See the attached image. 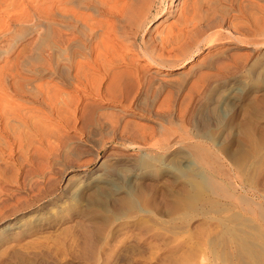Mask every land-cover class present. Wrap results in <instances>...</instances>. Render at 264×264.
Instances as JSON below:
<instances>
[{
    "label": "rangeland",
    "instance_id": "374dc122",
    "mask_svg": "<svg viewBox=\"0 0 264 264\" xmlns=\"http://www.w3.org/2000/svg\"><path fill=\"white\" fill-rule=\"evenodd\" d=\"M169 1H156L153 15L155 16L159 9L161 12L157 17L151 16L149 22L146 21L149 27L147 31L143 28L139 30L138 44H141L143 38H156L160 32L178 23L187 6L207 7L209 4L219 3L220 0H177L174 13H170V17L165 21ZM223 8L220 5L217 10L218 18H225V22L219 19L221 27H218V31L222 33V41L216 42L210 49L203 46V53H198L193 61L180 69L151 67L137 50L130 48L133 50L130 52L128 48L129 52L126 51L135 61V65L145 69L148 78L156 76V80L164 79L173 83L166 82V89L154 106L151 103L153 97L150 96V101H145V108L133 106L132 110L126 112L123 121L121 120V124L124 121L134 122L140 129L153 128L156 132L155 138L149 141L147 147L151 146L149 149L153 150L140 151L133 143L115 142L113 137L117 132L114 134L115 130L109 126L107 118L110 119L119 110L108 109V106L95 108V112L88 109L89 106L86 109H83L84 106L80 107L81 111L76 116L70 115L73 126L70 130L57 119L49 121L51 131L55 126L56 129L53 130L63 133L60 135L64 136L63 142L66 145L48 130L46 140H38L37 143H42H36L35 147L38 148H32L34 151L31 150V157H27L31 158L27 161L29 164L26 162L20 175L16 177L18 167L11 165L7 173L8 178L0 181V188L2 186L1 189L5 192L1 193L5 197L1 196L11 200L10 206H17L24 200L31 203L36 201L35 209L10 217L14 219L10 220V223L20 221L19 225L23 227V231L11 235L5 229L10 223L0 225L1 263L6 251L10 248L18 249L20 245L25 249L19 248L25 252L31 248L33 251L45 253L48 256L45 260L48 264H106L114 258L115 252L126 246L127 253L123 255L125 258L120 257L121 259H117L113 264H264V43L261 44L263 46L253 43L255 38L264 39V36L259 38L260 34L264 33V13L249 9L232 11L227 7ZM214 13L211 12L210 16ZM105 17L102 19L108 18ZM0 19L6 25L7 17ZM108 19L107 22H115L113 18ZM7 27L14 29L13 25ZM237 29L246 35L244 42H240L231 34ZM130 34L127 33V36L133 41V31V35ZM9 40L8 37L4 44L8 45ZM117 43L118 47H122L120 42ZM2 49L5 50L6 47ZM136 51L137 53H134ZM220 51H227V64H234L237 59L243 63V67L246 65L244 69L242 67L243 74L240 69L241 75H236L233 86L232 82L218 83L210 95L207 94L201 99L202 95L198 96L196 91L189 92L192 90L190 86L197 80L199 73L210 74L212 71L211 74L221 75L205 65L208 57ZM239 57L244 59L246 64ZM13 58L12 55L4 58V62L0 60V68ZM254 62L255 65L251 68L250 64ZM184 74L190 76L180 92V89L177 90L173 85L177 77L180 78V75ZM237 89L242 90V93L238 92L235 99L234 90ZM169 95L174 96L171 98L173 100H170V104L164 103L165 99L171 97ZM208 96H212L210 102L206 100ZM205 120L210 121V124L201 131L200 125ZM171 123L174 124L173 127ZM168 128L175 130L172 131L173 139H176L183 149L172 155L162 154L156 147H152L153 143H157V146L165 144L166 133H161L165 129L167 132ZM57 131L54 133L57 134ZM57 137L59 139H56ZM77 147L81 150L76 152ZM190 147H201L207 151L195 153L188 149ZM112 152H116L118 157L133 160L134 168L120 163L123 167H116L118 175H114L117 177L112 182L114 187L111 184V187L107 184L98 186L93 181L94 174L101 159ZM19 157L16 156L12 161L15 162ZM41 164L44 167L40 170L37 165L42 167ZM73 169L76 174L74 181L68 187V194L59 200L62 179ZM83 171L87 173L85 179H82L80 174ZM135 173L139 174L138 177L134 176ZM127 179L131 182H126ZM115 185L121 193L116 192ZM107 187H113L115 190H107ZM14 195H17V198ZM41 205H44V208ZM38 208L40 211L35 213ZM6 245L10 247L8 250ZM40 247L47 250L42 248V252ZM26 260L23 264H29L30 259L26 257ZM45 261H40V264H46ZM13 264L22 263L20 261Z\"/></svg>",
    "mask_w": 264,
    "mask_h": 264
},
{
    "label": "bare ground",
    "instance_id": "6f19581e",
    "mask_svg": "<svg viewBox=\"0 0 264 264\" xmlns=\"http://www.w3.org/2000/svg\"><path fill=\"white\" fill-rule=\"evenodd\" d=\"M156 1L157 0H0V18L6 16L8 19L7 22H5L6 25H4V21L0 19V60H5L4 58L7 56H14L10 62H6V65L4 64L5 66L0 68V181L7 177L8 170L11 169L12 166L18 167L16 171V177L20 175V171H22V168L28 163V159L30 161L31 158L27 157L31 155V150L37 147H35L37 141H43L48 134V130L50 133L51 127L48 124L51 119H57V121L65 125V128L70 130L73 127L71 126L72 119L70 118V115L76 116L81 111L80 107L83 108V106V109H86L89 106L88 109H93L94 112L95 108L98 109L106 106L109 107L108 109H118V113L113 114L110 119L107 118L110 123L109 126H111L112 130H115L114 134L117 132L115 137H113L114 141L118 143H133L134 145H137L140 151L153 150L152 148L149 149L151 146L147 148L149 141H152L155 138L156 132L153 130V128L140 129L134 124V122L124 121L121 124V120L123 121V119L126 117V112L131 109V107H144L146 104L145 101L148 100L150 96L153 97L151 103L152 106H154V104L158 102L157 100L159 99L160 95L166 89V82H170L169 84L173 83L167 80L164 81V79L156 80V76V79L155 77L153 78L150 76V78H148V74L145 72V69L142 68V66L139 67L138 65H135V61L128 56L129 53L126 51L130 50V52H132L134 49L137 50L145 59L146 63L151 67L165 68L168 70H172L174 68L180 69L184 65L193 61L194 57L198 55V53H203V46L207 47V49H210L216 42L222 41V33L221 31H218V27L221 25L219 23V19L222 18H218L217 14V10L220 5L221 8H223L222 6L224 5L232 11H243V9H249L251 11H259L264 13V0H220L219 3L216 2L215 5L209 4L207 7L197 6L196 8H192L191 6H187L185 10H183L178 23L160 32L156 38L149 37L148 40L143 38L141 44H138L139 30L143 28V30L147 31V28L149 27L146 21L149 22L151 16L157 17L161 12L159 9L155 16L153 15V8H155V4L157 3ZM176 2L177 0L169 1L167 13L164 17L165 21L168 19V17H170V13H174ZM211 12H215L212 17L210 16ZM105 16L115 19V22L113 23L114 20L112 22L110 21V24V22L106 21L108 18ZM103 17H105L106 20H103ZM224 19L225 18L223 17L221 22L224 21ZM109 20L110 19H108V21ZM8 25H13L14 29L10 30L9 27H7ZM132 31L134 34L133 41L127 36V33L132 34ZM239 31L241 30L237 29L236 31H232L231 34L240 42H244L247 37L244 33ZM262 36H264V33L260 34L259 38ZM8 37L10 40L8 42L9 44L7 45L4 44V41H6ZM256 39L257 38L253 39V43L257 45L264 43V39ZM117 42H120L122 47H118L116 45ZM3 45L6 47L5 50L2 49L4 48ZM137 51L134 53H137ZM213 54L212 56L208 57L206 64H204L206 65V68L214 70V73L217 71L221 73V75L216 73L211 74L212 71L210 74H203V72L199 73L198 78H196L197 80L193 81L194 83L192 82L193 84L190 86V89L192 90H189V92L196 91L198 96L202 95L201 99H203V96H206L207 94L210 95L214 88L218 86V83L222 82L226 84L228 82H232L233 86V82L237 78L236 75H239L238 73L241 71L243 74V69L246 66V63L243 61L244 59H241L240 57L239 59L245 63L244 67L243 63L237 59L235 60L236 62L234 61V64H227L229 63L227 61V63L225 62V60H229L227 51H220V53ZM261 54H263V52ZM253 60H255V58ZM254 65L255 62L250 64V67H253ZM240 69L242 70L240 71ZM185 76L186 75L184 74V76L180 75V78L177 77L178 80L176 79L177 82L175 80V85H173L177 88V90L180 89V92L182 91L181 88L183 89L184 85L188 82L187 79L189 78L190 74L187 75L188 77L186 76L187 78ZM68 90H70V92ZM237 90H234L235 99L238 92L239 94L242 93V90ZM177 93L174 94L177 95ZM169 96L171 97H167L168 99H165L164 103H171L170 100H173L171 98L174 96ZM210 97L212 98V96L206 97V100H209V102ZM191 98L194 99L192 96ZM148 101H150V99ZM231 102L234 103V101ZM36 105H40V107L38 106L39 108H37ZM230 105H232V103ZM150 106L151 105H149V107ZM84 121L85 120H83V122ZM101 121H103V119ZM209 124L210 121L205 120L204 123H201L200 130L202 131L206 129ZM173 125L174 124L171 126L173 127ZM53 128L56 129L55 126ZM53 128L51 132L58 136L63 142L64 136L60 135L63 133L60 130L59 132L56 130L58 132L56 134L54 133L56 131L53 130ZM171 129L168 128L167 132L165 131L166 129L162 131V133L160 132L161 134H163V132L166 133L164 135L165 144H159L157 146V143H153L152 146L156 147L157 151L165 155H172L183 150L179 143L175 141L176 139H173V132H175V130ZM51 137L55 138L54 135H51ZM58 137L56 139H59ZM67 139L69 138L67 137ZM40 142L41 141H39V143ZM69 143L70 142H68V144ZM64 144L66 145V143ZM78 147L76 152L81 150L80 148L78 149ZM188 149L195 153L207 151V149L201 147H190ZM39 151L41 150L39 149ZM76 152H73V154ZM115 153L112 152L101 159V163L94 174L95 177L93 178V181L95 184H98V186L100 184H107L108 187H111L109 185H112V182L115 178L117 179V177H114V175L117 174L116 170L118 169H116V167H118L120 163L134 168L133 160L123 156L118 157ZM118 153L120 152L118 151ZM16 156H20L19 159L17 158L18 160L15 162L12 161ZM39 161L40 160H38V162ZM119 166L120 168L123 167L121 165ZM37 167L41 170V168L44 166L42 165V167H39L37 165ZM80 174L82 179L87 177V173L84 171ZM13 175H15V173ZM137 175L139 174L135 173L134 176ZM75 176L76 174L74 169L64 176L62 179V187L60 189L61 192L58 194L59 200L68 194V187L71 182L74 181L73 179ZM129 180L126 182H131V180ZM123 184L124 182L121 185ZM106 186L103 187L105 188ZM108 187L107 190H115L113 188L114 186L112 187L113 189H108ZM123 187L124 186H121V188ZM1 188L0 225L10 223V220L14 221V219H10V217L15 214L25 212L29 209H35L36 206L34 202L36 201L31 203L25 201L24 199H22L24 201H20L17 206H10L9 202H11V200L9 201L7 198H2V196H4L2 194L5 192H3ZM4 189L5 188L3 186V190ZM116 192L119 193L120 190L117 189ZM7 193L9 194V191H7ZM24 197H26V195ZM41 206L44 208V205ZM39 208L37 211H35V213L40 211ZM19 223L20 221H15V223L12 222L7 225L5 229H7L11 235H13V233L17 234L18 232L23 231L21 230L23 227L19 225ZM15 230H17V232H14ZM19 247L22 248L20 245ZM19 247H17L18 249H11L9 247L10 249L8 251L5 250L7 252L6 256L2 263L0 261V264L20 263V261L23 264V261L26 260V257L27 259H30V262L28 260L29 264L31 262L38 263V261V264H40V261L44 262L46 259H48V256L45 253L37 252V250H35V252L33 251L34 249L31 248L28 249L29 252L27 249V252H25ZM126 247L115 252L116 254L114 258L111 261L108 260L110 262L107 261V263L113 264V262H115L120 257L125 258L123 255L127 253L128 247ZM40 248L38 251H40ZM42 248L44 249V247ZM30 249L32 251H30ZM47 253H49V251H47ZM49 260L53 259L49 258ZM55 261L57 262V260Z\"/></svg>",
    "mask_w": 264,
    "mask_h": 264
}]
</instances>
